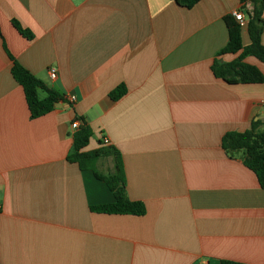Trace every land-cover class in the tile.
<instances>
[{
    "label": "crops",
    "instance_id": "crops-1",
    "mask_svg": "<svg viewBox=\"0 0 264 264\" xmlns=\"http://www.w3.org/2000/svg\"><path fill=\"white\" fill-rule=\"evenodd\" d=\"M249 9L239 0H0V264H264V190L243 153L222 147L226 133L264 120V85L211 70L239 58L218 56L229 39L223 18L239 11L247 21ZM241 38L247 46L246 28ZM13 61L64 102L31 119ZM243 63L264 75L256 58ZM118 86L126 92L112 101ZM76 119L92 131L84 152L102 138L118 150L126 199L144 216L90 210L114 196L67 160ZM100 171L112 174L113 160H99Z\"/></svg>",
    "mask_w": 264,
    "mask_h": 264
},
{
    "label": "trees",
    "instance_id": "trees-1",
    "mask_svg": "<svg viewBox=\"0 0 264 264\" xmlns=\"http://www.w3.org/2000/svg\"><path fill=\"white\" fill-rule=\"evenodd\" d=\"M176 5L183 8H191L199 0H171ZM245 7L250 6L246 12L247 18V34L249 44L245 47L241 44V29L234 21L232 16L223 18V22L228 30L229 39L223 50L218 56L224 54H238L239 58L225 64L213 61L211 70L213 76L221 79L229 84H259L264 85V75L254 67L247 65L244 62L246 57H254L264 65V46L261 45V36L264 32V0H239ZM13 26L18 33L26 38L32 39L30 32L24 30L20 25L13 21ZM11 74L13 80L18 83L24 92L27 108L31 119L40 118L54 110V107L61 102H64L63 96L51 90L43 82L38 80L26 69L13 61ZM38 90H42L46 97L42 100L38 98ZM126 90L122 86H118L110 93V99L117 101L121 99ZM81 125L72 134L73 151L67 157L69 162L77 164L81 170H91L96 179L104 182L112 193L113 202L98 206L90 207V210L98 214H117L120 216H144L145 208L139 202H131L126 199L124 185V168L119 152L111 146L100 144L97 150L84 152L88 146L92 136V131L89 126L85 125L80 119ZM264 126V122L254 121L250 128L243 133L229 132L222 138V147L229 154L243 153L242 163L256 175L258 185L264 190V131L260 128ZM111 158L114 164V172L107 177H101L95 172V165L99 160ZM219 264H237L231 261H220Z\"/></svg>",
    "mask_w": 264,
    "mask_h": 264
},
{
    "label": "built area",
    "instance_id": "built-area-1",
    "mask_svg": "<svg viewBox=\"0 0 264 264\" xmlns=\"http://www.w3.org/2000/svg\"><path fill=\"white\" fill-rule=\"evenodd\" d=\"M232 18L234 19V21L238 24V27L240 29H245L247 27V21L246 19L244 18V15L242 12H239V11H234L232 13ZM48 75H49V78L54 81L57 79V70L55 68H52L50 67L48 69ZM68 100L70 102H75V98L74 96H69L68 97ZM81 123L79 121H75L71 124L70 128L73 130V131H76L78 129V127H80ZM102 144L104 146H108L109 145V141L107 138H102L101 140Z\"/></svg>",
    "mask_w": 264,
    "mask_h": 264
},
{
    "label": "rangeland",
    "instance_id": "rangeland-1",
    "mask_svg": "<svg viewBox=\"0 0 264 264\" xmlns=\"http://www.w3.org/2000/svg\"><path fill=\"white\" fill-rule=\"evenodd\" d=\"M102 167H103V168H102L103 170H104V169L106 170L109 166H108L106 163H104V165H103ZM86 170H87V169H86ZM88 171H90V170H88ZM101 173H104V172L100 171L99 174H101ZM99 174H98V175H99ZM103 175H105V177H107V173H106V171H105V173H104ZM101 177H103V176H101Z\"/></svg>",
    "mask_w": 264,
    "mask_h": 264
},
{
    "label": "water",
    "instance_id": "water-1",
    "mask_svg": "<svg viewBox=\"0 0 264 264\" xmlns=\"http://www.w3.org/2000/svg\"><path fill=\"white\" fill-rule=\"evenodd\" d=\"M262 122H264V120H261Z\"/></svg>",
    "mask_w": 264,
    "mask_h": 264
}]
</instances>
